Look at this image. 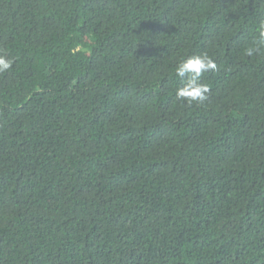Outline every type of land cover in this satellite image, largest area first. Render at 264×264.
<instances>
[{"label":"trees","instance_id":"obj_1","mask_svg":"<svg viewBox=\"0 0 264 264\" xmlns=\"http://www.w3.org/2000/svg\"><path fill=\"white\" fill-rule=\"evenodd\" d=\"M264 0H0V264H264ZM207 52L208 99L178 100Z\"/></svg>","mask_w":264,"mask_h":264},{"label":"clouds","instance_id":"obj_2","mask_svg":"<svg viewBox=\"0 0 264 264\" xmlns=\"http://www.w3.org/2000/svg\"><path fill=\"white\" fill-rule=\"evenodd\" d=\"M264 50V21L258 25V35L253 44L244 49L247 56L260 54ZM15 60L10 55L0 54V74L9 71ZM217 70L215 60L207 53H196L181 57L175 65V75L181 78V86L176 89L178 100L192 103H203L208 99L210 87L202 82L201 77L207 72Z\"/></svg>","mask_w":264,"mask_h":264}]
</instances>
